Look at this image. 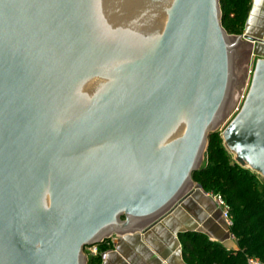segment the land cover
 <instances>
[{
    "label": "water",
    "instance_id": "1",
    "mask_svg": "<svg viewBox=\"0 0 264 264\" xmlns=\"http://www.w3.org/2000/svg\"><path fill=\"white\" fill-rule=\"evenodd\" d=\"M219 0H0V264H87L188 195L252 45ZM264 182V58L221 132Z\"/></svg>",
    "mask_w": 264,
    "mask_h": 264
},
{
    "label": "trees",
    "instance_id": "2",
    "mask_svg": "<svg viewBox=\"0 0 264 264\" xmlns=\"http://www.w3.org/2000/svg\"><path fill=\"white\" fill-rule=\"evenodd\" d=\"M219 4L226 32L240 35L250 0H219ZM207 150V164L192 177L201 176L198 186L219 192L229 204L230 230L238 249L227 251L205 235L187 231L180 234L184 259L188 264H246L248 256L264 261V182L238 166L223 146L213 148L210 142Z\"/></svg>",
    "mask_w": 264,
    "mask_h": 264
},
{
    "label": "crops",
    "instance_id": "3",
    "mask_svg": "<svg viewBox=\"0 0 264 264\" xmlns=\"http://www.w3.org/2000/svg\"><path fill=\"white\" fill-rule=\"evenodd\" d=\"M241 34L264 41V0H250ZM244 42L252 45L254 60L264 58V43ZM187 231L201 233L227 251L238 249L213 195L194 184L182 202L161 219L141 231L110 235L88 259L91 264H188L180 238Z\"/></svg>",
    "mask_w": 264,
    "mask_h": 264
},
{
    "label": "rangeland",
    "instance_id": "4",
    "mask_svg": "<svg viewBox=\"0 0 264 264\" xmlns=\"http://www.w3.org/2000/svg\"><path fill=\"white\" fill-rule=\"evenodd\" d=\"M254 59H253V57H249V63H248V69H249V67H251V66H254ZM248 69H247V76H246V82H245V85H244V88H243V90H242V93H241V95L244 93V92H246L247 91V89H248V85H249V82H250V77L251 76H249L248 75ZM241 95H240V97H241ZM241 102V98H239V100H238V102H237V104H236V107L234 108V110L230 113V115L226 118V120L222 123V125L218 128V130L217 131H215V132H213V133H211L210 135H211V137H210V135H209V137H208V145H207V147H206V151L204 152V154H203V159H202V162H201V165H200V167H199V169H201L202 167H204L206 164H207V153H208V146H209V143L211 142V144H212V147L213 148H216V147H222V139H221V132H222V130L227 126V124L230 122V120L235 116V114L238 112L237 111V106H238V104ZM229 156H230V158H232V156L229 154ZM198 169V170H199ZM191 179H192V185H194V184H196V185H198L199 184V181H200V179H201V176H199V175H197V176H194V177H191ZM208 193H210L211 195H220V193L219 192H213L212 190L211 191H209ZM225 200V199H224ZM85 254H86V256H87V251H85L84 252Z\"/></svg>",
    "mask_w": 264,
    "mask_h": 264
},
{
    "label": "built area",
    "instance_id": "5",
    "mask_svg": "<svg viewBox=\"0 0 264 264\" xmlns=\"http://www.w3.org/2000/svg\"><path fill=\"white\" fill-rule=\"evenodd\" d=\"M252 72H253V66L249 67L248 75L251 76ZM246 92H244L240 97L241 102L237 106L238 107L237 111L240 109V106L244 100ZM213 197L216 201L218 208L220 209L222 218L230 226L231 225V219H230V206H229V204L224 200V198L221 195H213ZM97 246L98 245H93V246L88 247L84 250V251H87V257L97 254V252H98ZM246 264H264V261H262L258 258H255V257L248 256L246 258Z\"/></svg>",
    "mask_w": 264,
    "mask_h": 264
}]
</instances>
